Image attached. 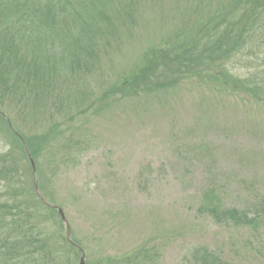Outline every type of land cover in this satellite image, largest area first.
<instances>
[{
  "label": "rangeland",
  "instance_id": "rangeland-1",
  "mask_svg": "<svg viewBox=\"0 0 264 264\" xmlns=\"http://www.w3.org/2000/svg\"><path fill=\"white\" fill-rule=\"evenodd\" d=\"M228 1L141 0L131 33L86 81L87 111L76 121V134L66 133L85 144L51 165L56 169L44 165L39 178L47 198L64 210L88 264L145 241L163 248L161 264H188L190 249L200 244L235 264H264V80L262 100L190 75L166 88L110 93L154 46L185 56L180 46L193 42L196 13ZM239 60L230 64L232 75L264 79L262 59ZM36 121L41 131L54 120ZM4 127L0 123V153L9 147ZM211 187L229 206L260 215V229L237 231L199 215L200 198ZM248 240L254 246L246 247Z\"/></svg>",
  "mask_w": 264,
  "mask_h": 264
},
{
  "label": "trees",
  "instance_id": "trees-1",
  "mask_svg": "<svg viewBox=\"0 0 264 264\" xmlns=\"http://www.w3.org/2000/svg\"><path fill=\"white\" fill-rule=\"evenodd\" d=\"M140 5L141 0H0V123L9 142L0 153V264H76L82 253L73 234L78 246L67 233H59L66 226L58 211L36 193L31 158L41 195L59 206L47 198L39 174L56 169L85 144L74 127L87 111L86 81L104 57L118 50L119 38L131 33ZM191 25L192 44L180 46L185 56L154 46L133 75L110 93L115 97L151 86L166 88L190 75L262 100L264 79L234 76L230 64L238 58L264 62V0L224 2L209 13H196ZM207 71L214 74L207 77ZM40 116L53 118L48 129L39 131ZM73 129L75 134L66 136ZM47 150L52 152L49 161ZM197 212L237 231L255 233L261 226L260 215L229 206L212 187L204 191ZM189 254L188 264H235L203 244ZM163 258L161 246L145 241L94 264H161Z\"/></svg>",
  "mask_w": 264,
  "mask_h": 264
},
{
  "label": "water",
  "instance_id": "water-1",
  "mask_svg": "<svg viewBox=\"0 0 264 264\" xmlns=\"http://www.w3.org/2000/svg\"><path fill=\"white\" fill-rule=\"evenodd\" d=\"M31 164H32V166H33V170H34V180H33V181H34V189H35L36 193H37L39 196L42 197V200H43L47 205H49V206L55 208V209L58 211L59 215L61 216V218H62V220H63V223H64L65 226H66L67 239H68L70 242L73 243V241H72V239H71V228H70V226H69V222H68V220H67V218H66V216H65V212H64V210H63L62 208H60V207L54 205V204H51L50 202H48V201H47V200L41 195V192H40V190H39V188H38V185H37L35 162H34V160H33L32 158H31ZM80 249H81V251H82V255H81V258H80V262H79V264H86V255H85V252H84V250H83L81 247H80Z\"/></svg>",
  "mask_w": 264,
  "mask_h": 264
}]
</instances>
